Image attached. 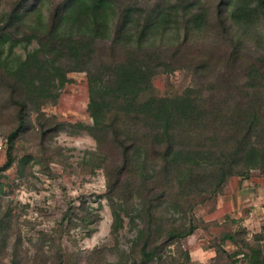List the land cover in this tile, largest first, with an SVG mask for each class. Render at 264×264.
Instances as JSON below:
<instances>
[{
	"label": "trees",
	"instance_id": "1",
	"mask_svg": "<svg viewBox=\"0 0 264 264\" xmlns=\"http://www.w3.org/2000/svg\"><path fill=\"white\" fill-rule=\"evenodd\" d=\"M30 1L18 0L10 13L0 14V116H12L18 126L8 139L1 136L5 149L10 145L4 168L15 163L14 141L25 132L30 112L57 102L70 72H86L88 111L94 122L89 130L99 143L96 155L106 159L108 136L121 152V162L107 173L106 197L113 233L124 227V216L137 231L126 264H150L161 258L165 245L194 234L196 219L188 216L194 211L195 194H218L230 177L247 179L252 170L264 176L262 98L254 99L247 92L236 108L226 112L200 104L195 89L176 97L153 95L154 77L169 66L163 51L153 47V38L179 23L187 35L202 30L209 22L204 5L173 1L168 5V0H160L140 7L121 6L116 0H63L46 21L41 7L27 16L21 13ZM229 1L228 16L222 0L217 11V21L228 33L249 34L255 15L264 21V0ZM34 40L39 47L26 57L15 53L17 46ZM238 54L230 53L236 58L232 63L236 64ZM248 70L253 82L249 86L260 96L264 62L256 60ZM73 209L62 219L76 226ZM171 209L182 212L185 221L178 223L169 216ZM256 237L255 244L243 241L247 252L231 254L221 246L217 253L228 258L243 255L248 264H264L262 235ZM226 241L236 243V235L225 234L222 245ZM19 258L16 250L11 264H28ZM53 258L64 262L62 253Z\"/></svg>",
	"mask_w": 264,
	"mask_h": 264
},
{
	"label": "rangeland",
	"instance_id": "2",
	"mask_svg": "<svg viewBox=\"0 0 264 264\" xmlns=\"http://www.w3.org/2000/svg\"><path fill=\"white\" fill-rule=\"evenodd\" d=\"M17 1L0 0V14L10 13ZM116 1L121 6L160 4V0ZM171 1L175 5H204L209 22L192 36L186 34L182 23L173 24L164 36L155 35L152 45L163 51L169 66L154 77L153 95L176 97L195 89L200 104H213L227 112L250 92L252 98H262L264 109V87L257 95L249 86L253 82L248 70L256 60L264 62L263 19L255 15L247 35L235 30L228 33L217 21L221 0H168V5ZM222 1L228 16L231 1ZM62 2L31 0L21 13L27 16L41 7L47 21ZM38 47L34 40L14 51L26 57ZM233 51L239 52L236 64L231 62L236 59L230 56ZM68 77L57 102L30 112L25 132L15 138V163L8 169L4 166L10 145L0 152V264H11L16 250L21 262L28 264H34V259L39 264H59L53 258L58 253L64 255L63 264H126V252L132 248L136 229L124 216V227L113 233L112 208L106 197L107 173L121 162L119 146L108 136L106 159L96 155L99 143L89 130L94 122L88 111L87 73L73 71ZM11 117L0 116V136L7 139L18 127ZM191 199L194 211L188 219L194 216L198 228L194 234L165 245L161 258L150 264H248L243 255L228 258L217 250L222 246L231 254L247 252L243 241L255 244L257 234L262 235L260 245L264 248V176L260 170H252L247 179L230 177L218 194H195ZM72 207H76V226L62 219ZM168 215L178 223L185 221L182 212L171 209ZM227 233L235 234L237 242L222 245Z\"/></svg>",
	"mask_w": 264,
	"mask_h": 264
},
{
	"label": "built area",
	"instance_id": "3",
	"mask_svg": "<svg viewBox=\"0 0 264 264\" xmlns=\"http://www.w3.org/2000/svg\"><path fill=\"white\" fill-rule=\"evenodd\" d=\"M5 150V144L3 138L0 136V152Z\"/></svg>",
	"mask_w": 264,
	"mask_h": 264
}]
</instances>
